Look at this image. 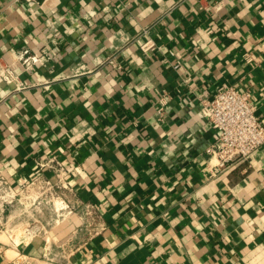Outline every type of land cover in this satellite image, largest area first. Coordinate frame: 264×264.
Wrapping results in <instances>:
<instances>
[{"label":"crops","instance_id":"obj_1","mask_svg":"<svg viewBox=\"0 0 264 264\" xmlns=\"http://www.w3.org/2000/svg\"><path fill=\"white\" fill-rule=\"evenodd\" d=\"M24 49L43 64L25 70ZM0 67V177L35 193L55 159L102 226L52 225L41 203L49 232L29 239L22 200L0 264H264V146L212 177L201 114L235 87L264 119V0H0Z\"/></svg>","mask_w":264,"mask_h":264},{"label":"built area","instance_id":"obj_2","mask_svg":"<svg viewBox=\"0 0 264 264\" xmlns=\"http://www.w3.org/2000/svg\"><path fill=\"white\" fill-rule=\"evenodd\" d=\"M153 47L154 44L146 42L142 49L148 52ZM243 57L247 63L252 61L250 53H245ZM44 60V55L32 54L28 49L21 50L15 55V62L27 71L33 70L34 66L42 65ZM2 70L6 80L12 81L15 78L14 70L10 66ZM160 104L161 113L166 102L161 101ZM201 114L218 133L209 151L217 160L210 170L212 177L238 161L247 160L256 150L264 146V119L258 115V108L249 91H241L235 87L218 91L212 99L201 100ZM38 170L41 173L51 171L53 176L48 179L43 178L39 186L40 190L35 193L27 191L29 185L17 190L6 178L0 177L1 226L3 227L2 221L7 209L17 203L23 204L21 202L23 200L27 207V211L24 212L32 222L24 227L20 236L33 239L48 234V225L42 223L39 218L46 208L53 215L52 225L60 224L78 214L86 222L87 228V222L90 221V229L97 234L102 226H99L100 216L95 206L86 204L85 208L80 209V206L73 201L70 202L69 194L63 192L66 186H69L67 170L55 159L39 162ZM41 203L47 207L42 209Z\"/></svg>","mask_w":264,"mask_h":264},{"label":"rangeland","instance_id":"obj_3","mask_svg":"<svg viewBox=\"0 0 264 264\" xmlns=\"http://www.w3.org/2000/svg\"><path fill=\"white\" fill-rule=\"evenodd\" d=\"M19 232L21 233V230H19Z\"/></svg>","mask_w":264,"mask_h":264},{"label":"bare ground","instance_id":"obj_4","mask_svg":"<svg viewBox=\"0 0 264 264\" xmlns=\"http://www.w3.org/2000/svg\"><path fill=\"white\" fill-rule=\"evenodd\" d=\"M30 239V238H29Z\"/></svg>","mask_w":264,"mask_h":264}]
</instances>
